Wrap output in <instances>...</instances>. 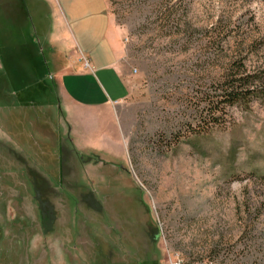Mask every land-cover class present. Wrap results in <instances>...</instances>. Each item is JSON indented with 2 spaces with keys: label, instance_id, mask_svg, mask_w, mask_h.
Instances as JSON below:
<instances>
[{
  "label": "rangeland",
  "instance_id": "obj_1",
  "mask_svg": "<svg viewBox=\"0 0 264 264\" xmlns=\"http://www.w3.org/2000/svg\"><path fill=\"white\" fill-rule=\"evenodd\" d=\"M106 2L120 147L62 127L49 81L0 80V264H264V98L209 105L240 61L264 71V0Z\"/></svg>",
  "mask_w": 264,
  "mask_h": 264
},
{
  "label": "crops",
  "instance_id": "obj_2",
  "mask_svg": "<svg viewBox=\"0 0 264 264\" xmlns=\"http://www.w3.org/2000/svg\"><path fill=\"white\" fill-rule=\"evenodd\" d=\"M123 37L106 0H0V80L49 81L62 127L79 141L93 129L98 151L120 147L116 106L131 75Z\"/></svg>",
  "mask_w": 264,
  "mask_h": 264
},
{
  "label": "trees",
  "instance_id": "obj_3",
  "mask_svg": "<svg viewBox=\"0 0 264 264\" xmlns=\"http://www.w3.org/2000/svg\"><path fill=\"white\" fill-rule=\"evenodd\" d=\"M225 78L224 84L220 85L217 90V96L209 101L214 114L218 110L225 111L227 107L233 108V106L248 109L251 102L264 98V71L250 72L244 62L240 61ZM213 112L211 111L210 114ZM212 117L211 120L215 126L221 124L219 118ZM202 124L201 127L205 128L210 125V122L203 126ZM261 180L264 184V177Z\"/></svg>",
  "mask_w": 264,
  "mask_h": 264
},
{
  "label": "flooded vegetation",
  "instance_id": "obj_4",
  "mask_svg": "<svg viewBox=\"0 0 264 264\" xmlns=\"http://www.w3.org/2000/svg\"><path fill=\"white\" fill-rule=\"evenodd\" d=\"M112 245V244H111ZM110 244H108L107 246L110 247V251H112L113 245L111 246Z\"/></svg>",
  "mask_w": 264,
  "mask_h": 264
}]
</instances>
